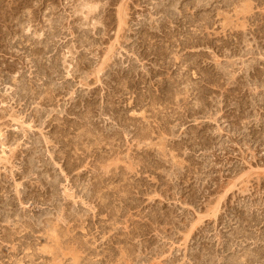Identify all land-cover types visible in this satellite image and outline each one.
<instances>
[{
  "label": "rangeland",
  "instance_id": "1",
  "mask_svg": "<svg viewBox=\"0 0 264 264\" xmlns=\"http://www.w3.org/2000/svg\"><path fill=\"white\" fill-rule=\"evenodd\" d=\"M0 264H264V0H0Z\"/></svg>",
  "mask_w": 264,
  "mask_h": 264
},
{
  "label": "bare ground",
  "instance_id": "2",
  "mask_svg": "<svg viewBox=\"0 0 264 264\" xmlns=\"http://www.w3.org/2000/svg\"><path fill=\"white\" fill-rule=\"evenodd\" d=\"M31 167V166H30ZM8 203V202H7ZM251 255V254H250ZM235 260V259H234ZM248 260H249V258H248Z\"/></svg>",
  "mask_w": 264,
  "mask_h": 264
}]
</instances>
